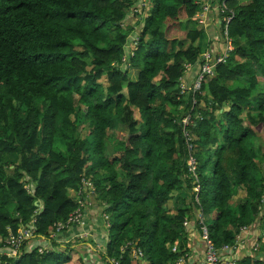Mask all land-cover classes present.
<instances>
[{"label": "trees", "instance_id": "1", "mask_svg": "<svg viewBox=\"0 0 264 264\" xmlns=\"http://www.w3.org/2000/svg\"><path fill=\"white\" fill-rule=\"evenodd\" d=\"M151 1L149 14L135 12L137 0H0V238L35 229L30 249L27 240L2 262L85 264L71 244L37 249L44 238L58 246L54 225L83 199L87 212L94 201L109 216V257L136 264L121 253L134 241L147 264H174L172 247L189 241L183 222L198 208L196 185L215 245L255 226L264 256V0H218L235 12L234 51L195 105L180 80L204 53V31L189 26L201 6ZM190 113L202 118L192 127L197 184L183 138Z\"/></svg>", "mask_w": 264, "mask_h": 264}, {"label": "built area", "instance_id": "2", "mask_svg": "<svg viewBox=\"0 0 264 264\" xmlns=\"http://www.w3.org/2000/svg\"><path fill=\"white\" fill-rule=\"evenodd\" d=\"M138 7L135 10L142 12L145 0H137ZM213 0H197L196 3L201 6V11L197 14V20L200 25L206 24L208 21V15L212 10H215L222 19V27L224 31L222 38L224 41V47L221 52L217 51H206L201 55V60L198 71L192 80H189L187 74L191 69H194L193 65H187L185 76L180 80V90L182 95L193 96V105L197 103L195 96L201 94L203 84L207 78L213 76L217 66L226 63L230 55L234 51L233 40L230 37L229 24L235 17V12L228 8L226 3L214 4ZM137 41L134 42L132 49L135 50ZM128 57L125 55L122 59V65L127 63ZM196 119L193 118L192 113L187 115L182 120L183 126V138L184 146L186 148V162L187 171L191 177H193L195 184L199 183L198 180V158L197 150L195 146V136L192 131V127L196 125ZM88 187L92 185L90 181L84 182ZM195 200L198 208L194 211L193 217L190 216L185 218L183 226L188 228V243L187 248L183 251L178 243H176L171 252L178 254L174 264H259L264 263V256L259 258L260 242L259 237H255L253 230L257 227H244L240 230L237 235L235 242L231 245H224L218 247L211 239L209 226L206 220L204 209L200 203L199 192L200 186L194 187ZM92 193V191H91ZM80 193H78V196ZM79 201V209L70 216L66 222H57L54 225V230L50 234L49 240L56 242L58 246H52L46 244L47 239H41V246L38 245V252L43 255L45 252L58 251L65 252L67 245L71 244L74 246L75 251H78L83 257L84 254L94 253L95 256L99 255L105 259L102 264H125L121 259L115 256L109 257L107 255L106 246L101 249L92 247L90 242L92 234L89 232L88 227L91 222L90 212L86 211L84 200ZM91 206V203H88ZM84 211V212H83ZM105 228L108 233L109 242V216L106 213H102ZM87 225V226H86ZM86 226V229H85ZM196 226V229L190 228ZM35 234V229L32 223L24 228H21L17 234L10 233V235L3 240L0 238V264H9L8 261H1V258H15L18 257L22 244L30 240L31 244L34 242L31 239ZM29 242V241H28ZM31 244L28 243L27 251L30 249ZM107 245V244H106ZM122 255H127L130 262L136 264H147L145 254L141 247L138 246V242H128L121 248ZM122 258V257H121ZM85 259V258H84ZM86 261V260H84Z\"/></svg>", "mask_w": 264, "mask_h": 264}, {"label": "crops", "instance_id": "3", "mask_svg": "<svg viewBox=\"0 0 264 264\" xmlns=\"http://www.w3.org/2000/svg\"><path fill=\"white\" fill-rule=\"evenodd\" d=\"M215 4L219 3L215 2ZM221 22V16L217 12H215V10H212L209 13L208 21L205 25H199V23L197 22L199 25V29L204 31V53L206 51H209L208 49L217 52H221L223 50L224 41L222 35L219 37L222 24ZM192 27H194V25ZM196 73L197 71H193V69H191L190 72L187 74L188 79L192 80L195 77ZM92 202L94 210L92 208L89 213L91 217V222L89 223L90 226L88 227V229L89 232L92 234V238L90 240V242L92 243V247L93 249L96 248L98 250L106 246L108 233L106 230H103L104 226L98 221V213L100 214L102 212L98 211L99 207L97 203L94 201ZM75 252L77 253V257L82 258L83 261L86 260V262L84 261L85 264H99L94 253L88 255L84 254L83 257L78 251Z\"/></svg>", "mask_w": 264, "mask_h": 264}, {"label": "rangeland", "instance_id": "4", "mask_svg": "<svg viewBox=\"0 0 264 264\" xmlns=\"http://www.w3.org/2000/svg\"><path fill=\"white\" fill-rule=\"evenodd\" d=\"M215 2H217L218 3V0H215ZM215 2H214V4H215ZM143 9L145 10V12H147V13H151V10L153 9V4H152V1L151 0H145L144 1V6H143ZM138 20H139V18H138ZM137 21V18H133L132 17V23L134 24L135 22ZM193 26L194 25V28H198L199 29V25L197 24V23H190L189 24V26ZM184 28L186 29L187 28V25H184ZM137 29H139V28H137ZM223 31H224V28L223 29H221V31H220V33H219V37L222 35V33H223ZM208 50H211V49H208ZM135 73V72H134ZM84 133H85V131H84ZM124 133V131H118V132H115L114 133V135L115 136H118V139L119 140H122V139H124L125 138V134H123ZM256 144L258 145V146H262L263 147V151H264V130H263V128H258V137H257V142H256ZM245 196V192L244 191H240L239 192V195L238 196H236V197H234L233 198V202L234 203H236V202H238V200L240 199V198H243ZM170 208H172V205H170ZM98 211L99 212H102V209H98ZM215 212H213V214H212V218L215 216ZM98 221H99V223L100 224H102L103 226H104V228H103V230H106V228H105V225H104V221H103V218H102V213H98ZM87 226V225H86ZM86 226H85V229H86ZM107 231V230H106ZM255 233V237H259L260 236V231L259 230H257V229H255V230H253ZM107 241H108V239H107ZM29 244H31V241H29ZM85 255H88V254H85ZM96 259H97V261H98V263L99 264H101L102 263V261H104V263H106L105 262V259L104 258H102L101 256H99V255H97L96 256Z\"/></svg>", "mask_w": 264, "mask_h": 264}]
</instances>
